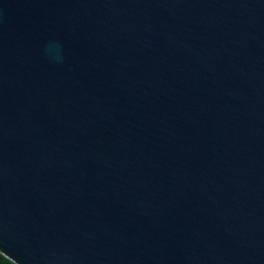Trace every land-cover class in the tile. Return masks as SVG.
Segmentation results:
<instances>
[{"label":"water","instance_id":"95a60500","mask_svg":"<svg viewBox=\"0 0 264 264\" xmlns=\"http://www.w3.org/2000/svg\"><path fill=\"white\" fill-rule=\"evenodd\" d=\"M0 253L264 264V0H0Z\"/></svg>","mask_w":264,"mask_h":264},{"label":"trees","instance_id":"16d2710c","mask_svg":"<svg viewBox=\"0 0 264 264\" xmlns=\"http://www.w3.org/2000/svg\"><path fill=\"white\" fill-rule=\"evenodd\" d=\"M0 264H14V263L0 253Z\"/></svg>","mask_w":264,"mask_h":264}]
</instances>
